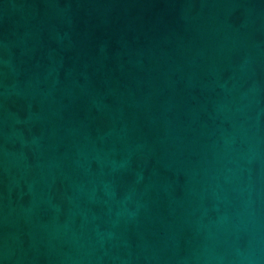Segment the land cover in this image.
<instances>
[{
  "label": "water",
  "instance_id": "obj_1",
  "mask_svg": "<svg viewBox=\"0 0 264 264\" xmlns=\"http://www.w3.org/2000/svg\"><path fill=\"white\" fill-rule=\"evenodd\" d=\"M0 264H264V0H0Z\"/></svg>",
  "mask_w": 264,
  "mask_h": 264
}]
</instances>
